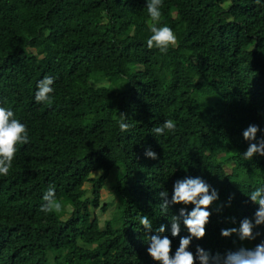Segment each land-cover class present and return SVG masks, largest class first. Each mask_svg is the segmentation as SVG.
Listing matches in <instances>:
<instances>
[{
    "label": "trees",
    "instance_id": "obj_1",
    "mask_svg": "<svg viewBox=\"0 0 264 264\" xmlns=\"http://www.w3.org/2000/svg\"><path fill=\"white\" fill-rule=\"evenodd\" d=\"M147 3L0 0V107L26 125L29 142L17 146L11 169L31 183L21 202L4 205L15 191L12 174L0 176V215L12 211L0 264H157L149 235L173 213L161 209L160 193L170 200L185 177L202 178L219 196L189 251L223 256L264 241L263 224L253 241L220 234L253 218L259 206L248 197L264 184V156H242L249 125L264 138V0H163L158 26L178 40L166 54L147 47ZM45 76L54 78L51 103L34 98ZM168 119L176 130L156 134ZM108 185L110 202L100 197ZM50 186L59 214L41 211Z\"/></svg>",
    "mask_w": 264,
    "mask_h": 264
},
{
    "label": "clouds",
    "instance_id": "obj_2",
    "mask_svg": "<svg viewBox=\"0 0 264 264\" xmlns=\"http://www.w3.org/2000/svg\"><path fill=\"white\" fill-rule=\"evenodd\" d=\"M256 3L259 4L260 0H256ZM162 6L163 0H148L147 12L152 21L150 24L152 34L147 40V47L149 49L155 47L161 53L166 54L170 47L177 45L178 40L171 27L158 26L162 17ZM53 83L54 78L50 76H45L38 82L34 97L36 102L51 103L50 94L54 91L51 87ZM119 127L121 131H127L129 125L122 121ZM175 130V121L168 119L163 122L162 126L156 127L154 132L162 135L166 131L172 133ZM258 131H261L259 126L252 124L242 133L243 138L249 142L242 152L244 160L252 159L255 155L264 156V138L256 139ZM28 142L26 125L14 118V112L11 109L0 107V176L12 174L13 184L10 195L15 191L11 196L5 197L4 205L13 199L17 203L21 202L18 201L17 194L27 195L29 193L27 189L31 188L30 181L20 171L11 169L12 161L18 150L17 146ZM145 156L153 160L157 159L156 152L151 149L145 150ZM31 158H34L33 154ZM232 165H234L233 162ZM106 187L103 189L106 190ZM160 198L161 209L166 212L171 207L173 213L167 217L169 222L167 226L162 224L156 229L155 234L149 235L147 254L157 264H264V241L251 248L246 247L245 244L235 251L226 252L223 256L219 253L211 256L200 246L196 247L195 254L188 250L192 240H199L206 235V225L211 216L208 209L219 198L217 191L202 178L177 179L173 184L170 200L167 192H161ZM248 199L259 206L253 218L242 219L238 228L222 229L220 233L222 237L236 234L241 241H253L259 235V233H254L253 229L264 225V184L252 191ZM43 200L42 212L59 214L63 211V204L56 198L54 186L47 189ZM230 201L231 197H229ZM110 208L111 206L107 209ZM11 214L12 211H9L0 215V231L6 227ZM140 223L145 231L153 232L152 222L147 215L141 217Z\"/></svg>",
    "mask_w": 264,
    "mask_h": 264
},
{
    "label": "rangeland",
    "instance_id": "obj_3",
    "mask_svg": "<svg viewBox=\"0 0 264 264\" xmlns=\"http://www.w3.org/2000/svg\"><path fill=\"white\" fill-rule=\"evenodd\" d=\"M102 84H108V82L104 81V82H102ZM92 85L96 86L93 81H92ZM98 174H99V172L98 173H94L92 175H98ZM83 187L88 189L85 192L86 196H90V191H89L90 184L86 182ZM111 195H112V193H111V189H110L109 185H108V187H106V190L105 189L100 190V197H101L102 201H104V200L111 201L112 200V197H110ZM68 208L70 209V207H68ZM111 211H112V208L108 209L106 212H102L101 213V215H100V218H101L100 224L101 225L104 224V221L108 218V215L111 213ZM91 212H93V209H91ZM66 216L67 215H65L64 218Z\"/></svg>",
    "mask_w": 264,
    "mask_h": 264
}]
</instances>
